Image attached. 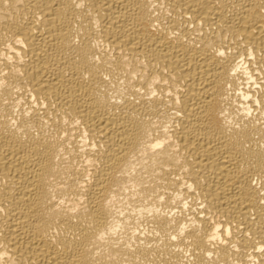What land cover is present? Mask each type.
<instances>
[{
  "label": "bare ground",
  "instance_id": "1",
  "mask_svg": "<svg viewBox=\"0 0 264 264\" xmlns=\"http://www.w3.org/2000/svg\"><path fill=\"white\" fill-rule=\"evenodd\" d=\"M0 264H264V0H0Z\"/></svg>",
  "mask_w": 264,
  "mask_h": 264
}]
</instances>
